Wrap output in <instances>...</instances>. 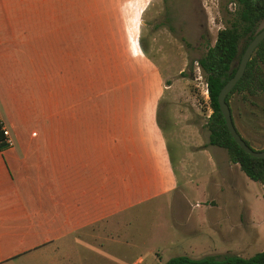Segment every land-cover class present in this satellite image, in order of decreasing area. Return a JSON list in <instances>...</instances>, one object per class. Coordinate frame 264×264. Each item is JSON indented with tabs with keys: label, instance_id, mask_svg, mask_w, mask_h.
Segmentation results:
<instances>
[{
	"label": "rangeland",
	"instance_id": "374dc122",
	"mask_svg": "<svg viewBox=\"0 0 264 264\" xmlns=\"http://www.w3.org/2000/svg\"><path fill=\"white\" fill-rule=\"evenodd\" d=\"M233 7L0 0V47L18 59L0 74V116L8 127L3 98L18 114L0 168L13 181L20 171L28 182L67 181L81 209L71 210L68 246L16 264H162L264 249L261 184L206 144L210 108L196 58ZM228 101L241 135L264 147V90Z\"/></svg>",
	"mask_w": 264,
	"mask_h": 264
},
{
	"label": "trees",
	"instance_id": "16d2710c",
	"mask_svg": "<svg viewBox=\"0 0 264 264\" xmlns=\"http://www.w3.org/2000/svg\"><path fill=\"white\" fill-rule=\"evenodd\" d=\"M229 1L234 4L233 10L228 11L229 23L217 29L213 43L196 58L206 82L210 108L204 121L207 128L206 144L224 148L229 162L237 163L247 177L261 184V197L264 199V157L251 156L239 147L226 128L216 100L219 88L234 72L244 46L254 32L264 25V22L259 25L264 18V0ZM224 9L226 10V7ZM262 90H264V38L253 49L241 76L224 99L229 106L228 99L233 92L248 97ZM1 127L0 119V150L9 145L4 140ZM236 130L238 131L237 128ZM243 138L250 144L245 137ZM162 264H264V249L249 255L217 253L191 257L187 254H175L167 257Z\"/></svg>",
	"mask_w": 264,
	"mask_h": 264
},
{
	"label": "crops",
	"instance_id": "0c3cea01",
	"mask_svg": "<svg viewBox=\"0 0 264 264\" xmlns=\"http://www.w3.org/2000/svg\"><path fill=\"white\" fill-rule=\"evenodd\" d=\"M11 53L7 47H0V74L4 77L18 66V59ZM2 102L8 127L1 116L0 119L9 132L18 114L11 101L3 98ZM16 173L20 175L13 181L9 168H0V264H16L17 257L30 260L37 254L68 246L71 241L65 237L69 235V223L76 222L71 210L81 211L69 199L71 184L67 181L47 182L39 175L28 182L22 171ZM97 187L101 190V185ZM55 189L60 197L55 195ZM74 189L82 191L83 186L75 185Z\"/></svg>",
	"mask_w": 264,
	"mask_h": 264
},
{
	"label": "water",
	"instance_id": "95a60500",
	"mask_svg": "<svg viewBox=\"0 0 264 264\" xmlns=\"http://www.w3.org/2000/svg\"><path fill=\"white\" fill-rule=\"evenodd\" d=\"M264 38V25L259 27L252 37L249 39V41L244 46L240 57L238 59L236 68L232 75L222 84V86L219 88L216 96V100L218 103L219 110L224 118V122L226 125V128L228 132L230 133L231 137L234 139V141L239 145V147L248 153L251 156L255 157H264V147L262 148H254L250 144L246 143L244 138L240 135V133L236 130L234 123L232 121V117L230 114L229 106L225 101V95L230 90V88L234 85L236 80L241 76L246 62L252 53L255 46L258 44V42Z\"/></svg>",
	"mask_w": 264,
	"mask_h": 264
},
{
	"label": "built area",
	"instance_id": "2783aa9c",
	"mask_svg": "<svg viewBox=\"0 0 264 264\" xmlns=\"http://www.w3.org/2000/svg\"><path fill=\"white\" fill-rule=\"evenodd\" d=\"M231 2V1H230ZM231 3H233V2H231ZM204 94H205V96H207V98H208V94H207V87H206V82L204 81ZM1 129H2V133H3V135H4V140L8 143V144H10V138H9V132H8V130L5 128V127H1Z\"/></svg>",
	"mask_w": 264,
	"mask_h": 264
}]
</instances>
